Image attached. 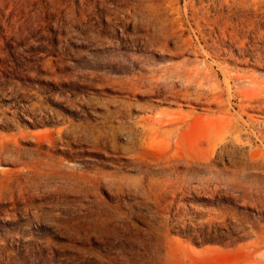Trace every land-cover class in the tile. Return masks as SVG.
Masks as SVG:
<instances>
[{
	"label": "rangeland",
	"instance_id": "374dc122",
	"mask_svg": "<svg viewBox=\"0 0 264 264\" xmlns=\"http://www.w3.org/2000/svg\"><path fill=\"white\" fill-rule=\"evenodd\" d=\"M0 264H264V0H0Z\"/></svg>",
	"mask_w": 264,
	"mask_h": 264
},
{
	"label": "bare ground",
	"instance_id": "6f19581e",
	"mask_svg": "<svg viewBox=\"0 0 264 264\" xmlns=\"http://www.w3.org/2000/svg\"><path fill=\"white\" fill-rule=\"evenodd\" d=\"M195 48V47H194ZM199 76V75H198ZM197 79V78H196ZM207 79V78H206ZM209 79V78H208ZM238 80V79H237ZM193 82V81H192ZM201 84H202V81H201ZM200 84V85H201ZM251 123V122H250ZM169 124V123H168ZM3 142V141H2ZM2 144V143H1ZM6 145V144H5ZM8 145V144H7ZM6 149V148H5ZM3 151H6V150H3ZM53 163V162H52ZM48 178V177H47Z\"/></svg>",
	"mask_w": 264,
	"mask_h": 264
}]
</instances>
